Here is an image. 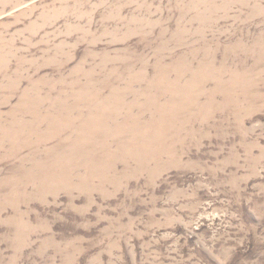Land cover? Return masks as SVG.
Returning <instances> with one entry per match:
<instances>
[{"label":"rangeland","instance_id":"obj_1","mask_svg":"<svg viewBox=\"0 0 264 264\" xmlns=\"http://www.w3.org/2000/svg\"><path fill=\"white\" fill-rule=\"evenodd\" d=\"M0 264H264V0H0Z\"/></svg>","mask_w":264,"mask_h":264},{"label":"bare ground","instance_id":"obj_2","mask_svg":"<svg viewBox=\"0 0 264 264\" xmlns=\"http://www.w3.org/2000/svg\"><path fill=\"white\" fill-rule=\"evenodd\" d=\"M201 65H206L205 64V62L204 63H200L199 64V67H197V68H195V69H193V68H188V73H185L184 71H177V69H173V72H175V73H177L181 78H183V77H185L186 75H188L187 76V78H189L188 80H186L187 81V84L188 85H190L191 86V84H192V82H191V75H193V74H197V76H200L202 73H203V75L205 76V77H208V76H211V75H209L208 74V72H210L211 71V67L210 66H208V67H206V70H204L205 72H201V70L203 69L202 68V66ZM193 78H198V77H195V76H192ZM180 78V79H181ZM217 85H219L220 86V83H217ZM107 100L109 101V97L107 98ZM111 112V113H110ZM118 111L117 110H115L114 108H111L110 107V110L109 111H107V113H110L109 115L110 116H112V113H117ZM173 125H174V123H171L170 125H169V130H173ZM135 131L138 133H140L141 134V136L145 139V143H146V146L148 147V145H147V143L149 142V140H150V138L155 134V130L154 129H151V128H146V129H143V130H141V129H138V128H136L135 129ZM159 135H160V139H163V137H164V131H162V132H159ZM170 134H167V136H169ZM153 148H155V145H154V147ZM153 148H151L154 152H156V150H154Z\"/></svg>","mask_w":264,"mask_h":264}]
</instances>
